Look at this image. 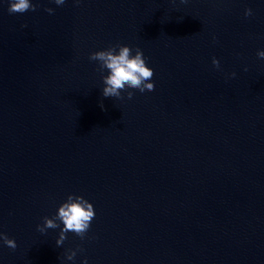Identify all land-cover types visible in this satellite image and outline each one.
I'll return each instance as SVG.
<instances>
[{"label": "water", "instance_id": "obj_1", "mask_svg": "<svg viewBox=\"0 0 264 264\" xmlns=\"http://www.w3.org/2000/svg\"><path fill=\"white\" fill-rule=\"evenodd\" d=\"M31 2L0 0V232L17 244L0 264H264V0ZM116 44L142 50L154 91L103 97L88 57ZM69 195L95 218L57 247L63 224L37 226Z\"/></svg>", "mask_w": 264, "mask_h": 264}, {"label": "clouds", "instance_id": "obj_2", "mask_svg": "<svg viewBox=\"0 0 264 264\" xmlns=\"http://www.w3.org/2000/svg\"><path fill=\"white\" fill-rule=\"evenodd\" d=\"M53 2L57 6L65 4V0H53ZM180 2L187 3L188 0H180ZM8 3V13L10 15L24 14L28 11L35 12L38 7V4H33L31 0H8ZM76 3L78 4L79 0H76ZM45 11L50 15L54 13L52 8H46ZM244 15L245 18L251 17L253 10L251 8L245 9ZM213 40L215 42L216 38L213 37ZM257 57L264 60V51H258ZM88 59L97 62L99 65L97 71L101 74L104 85L102 95L105 98L124 99L121 93L126 92L127 99L131 100L134 92L128 91L129 89L138 90L141 94L155 90L154 83L148 82L152 80L154 72L147 66V58L139 48H136L133 54V49L129 46L116 44L105 50L91 53ZM212 64L216 69L220 68L219 60L213 58ZM105 70H107V75H103ZM235 75L234 72L231 74L233 78ZM100 107L104 108L102 102ZM94 218L95 211L91 203L82 196L69 195L66 202L58 208L57 214L52 218L44 217L43 225H38L37 230L45 233L47 229L60 228L62 223L63 228H61L59 238L56 240L57 247H61L67 239L66 234L69 232L74 233L83 240ZM57 221L60 223H57ZM0 241H3V244L13 251L17 247L15 240L9 239L2 232H0ZM78 251H82V249H78ZM76 255L77 251L69 250L66 253V259L72 261ZM83 264H87V260L83 261Z\"/></svg>", "mask_w": 264, "mask_h": 264}]
</instances>
